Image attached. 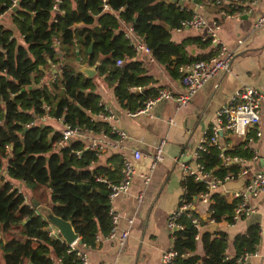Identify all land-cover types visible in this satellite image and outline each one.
I'll return each mask as SVG.
<instances>
[{
    "label": "trees",
    "instance_id": "trees-1",
    "mask_svg": "<svg viewBox=\"0 0 264 264\" xmlns=\"http://www.w3.org/2000/svg\"><path fill=\"white\" fill-rule=\"evenodd\" d=\"M191 1L200 3L203 0ZM209 1L215 2L223 15L241 9L223 4L226 0ZM54 2L17 0L10 15L12 29L0 23V170H5V180L0 183V232L4 239L0 264H26L28 261L30 264H56L55 260L57 264H78L74 253L66 252L63 242L47 235V224L34 214L29 199L24 202L23 194L15 189L8 190L9 180L20 181L29 198L69 221L81 244L92 246L96 236H105L110 230L106 195L99 192V189L107 190L95 181V177L101 175L118 181L121 156H109L112 170L109 166H92L97 153L85 149L81 141L71 140L58 147L59 130L46 124L27 127L26 124L47 106L52 118L80 132H100L114 137L107 122L91 119L96 113L107 112L92 82L95 76L112 88L115 100L126 113L135 112L154 96L155 89L151 86L154 80L146 74L142 62L135 59L119 21L131 26L152 59L172 78L180 77V66L212 55L192 56L186 50L187 45L204 49L211 44L209 38H186L178 43L170 40L169 31L180 28V23L192 15L186 6L161 0H106L111 10L107 12L101 10L100 0H60L55 12L52 10ZM9 7H12V0H0V14ZM164 24L169 26V31ZM89 45L91 49L87 53ZM75 51L80 60L90 65L98 62L94 77L87 79L63 64L74 59ZM116 60L121 63L117 65ZM60 61L63 63L59 67ZM51 66H56L58 72L48 83H42V77ZM228 141L223 137V142ZM75 151L79 154L75 155ZM219 152L228 157L237 155L249 159L252 156L247 140L223 150L208 147L198 151L197 161L217 177L237 170V165L222 162ZM180 184L182 198L192 205L198 194L205 191L204 185L191 177L184 178ZM209 198L212 203L207 211L211 212L212 222L229 221L233 205L225 202L217 192ZM191 217L197 218L198 225L204 224L194 211L190 216L182 213L175 219L181 228L173 231L171 244L177 253L174 264H235L236 257L258 241V227L251 225L243 233L234 235V254L227 257L226 234L222 231L198 233ZM198 241L201 256L194 253Z\"/></svg>",
    "mask_w": 264,
    "mask_h": 264
},
{
    "label": "crops",
    "instance_id": "crops-1",
    "mask_svg": "<svg viewBox=\"0 0 264 264\" xmlns=\"http://www.w3.org/2000/svg\"><path fill=\"white\" fill-rule=\"evenodd\" d=\"M223 4L228 3L223 2ZM175 5L188 7L192 14H196L204 21L205 26H211L216 22L218 24V29L215 31L216 41L231 52L233 57L228 69L223 74L207 79L192 95L187 106L177 107L172 101H160L152 105L147 112L135 115L126 114L115 100L112 88L95 76L96 74L94 76L97 78L93 76L100 103L114 115V119L108 121L109 125L124 130L128 139L120 149L103 147L92 166H109L112 170L113 165L108 161L110 155L119 154L121 158L129 157L134 149L139 150L142 157L133 162L136 174L132 177L128 191L115 197L111 203L114 212L118 215L117 230H127V237L119 245L115 240H106L104 236H100L98 241H94L93 245L85 250V264H159L161 252L171 245L166 219L182 194L179 163L190 160L203 132L213 123L216 111L235 90L253 87L264 91V23L259 26L254 25L255 20L264 11V0L240 5L238 14L229 17L221 14L215 2L209 0L200 3L185 0ZM10 15L11 13L4 15L0 23L12 29ZM120 28L122 30L121 25ZM204 31V28L190 27L171 30L170 40L173 43L193 37L204 40L208 38L204 36ZM212 49V42L204 49L196 45L186 46V50L192 56L211 54ZM134 54L135 59L142 62L146 74L153 78L151 86L155 90L166 88L174 93L181 91L179 78L170 77L164 68L152 59L149 52ZM61 62L63 61H60L59 67ZM80 62L84 61L80 60ZM57 72L58 68L51 66L41 82L48 83ZM133 90L139 91L136 88ZM44 124L52 126L55 130L61 127L60 122L54 118L46 120L42 125ZM258 127L260 137L248 144L258 158L250 163V171L259 170L264 174V110L260 112ZM248 134L254 137V128H248L247 136ZM224 138L229 140L231 146L244 140L235 136ZM99 140L102 142L103 139L99 138ZM160 140L165 141L162 145V160L150 168L154 147ZM140 174L148 176L146 183L143 182ZM242 183V179L228 181L225 189L233 190ZM22 190L26 199L30 200L32 197L29 198L24 188ZM216 192L221 194L219 190ZM249 204L253 206L254 211L232 223L226 220L219 223L209 222L208 207L197 199L193 202L192 211L204 222L203 225H199L198 233L206 231L204 226L216 224V232L222 231L226 234L227 257L234 254L232 247L234 235L243 233L251 225H256L258 241L252 247L257 255L252 256L247 264H264V190L258 196L250 198ZM128 220H131L130 225L127 224ZM194 253L202 255L199 241Z\"/></svg>",
    "mask_w": 264,
    "mask_h": 264
},
{
    "label": "built area",
    "instance_id": "built-area-1",
    "mask_svg": "<svg viewBox=\"0 0 264 264\" xmlns=\"http://www.w3.org/2000/svg\"><path fill=\"white\" fill-rule=\"evenodd\" d=\"M224 1V0H216ZM255 0H226L227 3L231 6H240L244 5L247 2H254ZM60 0H55L52 5V10L57 12L58 4ZM17 0H12V7H9L7 11L0 14V21L2 17L6 14H10L12 8L16 5ZM101 10L111 12L110 7L107 5L106 0H100ZM248 8L246 7V10ZM238 12L234 11L232 14H225L226 17L237 15ZM264 23V11L258 16L255 20L254 25L259 26ZM119 25L122 26V33L124 38H126L131 45L134 53H148V49L145 47L140 36L136 35L129 24L119 21ZM204 28L205 37H208L213 43L212 55L203 60H195L189 65L180 66L178 72L180 73L179 83L181 85V91L174 93L170 89L158 88L155 90L153 97L147 99L143 106L136 110L133 113H126L128 115H135L138 113H145L147 110L154 104L160 101H172L176 104L177 107L187 106L190 98L193 94L200 88V86L209 78L216 77L220 74H223L229 67V63L232 59L231 52H228L223 45L219 44L215 38V31L218 29V24L213 22L211 26H205L204 21L198 17L196 14H192L188 20H185L180 23V28ZM176 29V30H177ZM121 60H116V64L119 65ZM139 90V88H136ZM104 107V106H103ZM42 113L35 117L33 121L26 124L27 126L42 125L46 120L52 118L49 113V108L43 106ZM106 113H96L91 116V119L95 121H105L110 127V133L114 137H108L102 133H93L90 131L80 132L77 128L71 127L68 124H64L61 120L60 122V138L56 142V146L62 147L71 140H79L83 143L84 148L98 152L103 147L110 148H122L124 147L125 142L128 139V135L122 129H116L109 125L110 120L114 119V115L107 108ZM264 110V91L258 90L253 87H244L238 90H235L225 102L220 106L214 115L213 123L209 129H206L202 137L199 139L196 148L193 150L190 160L186 162H180V175L181 180L186 177H191L193 181L199 182L204 185L205 191L201 192L197 196V200L207 207L212 203L209 198L210 194L219 190L220 195L227 201L228 204L232 206V213L229 217L228 223L235 222L243 216H247L254 211L253 206L249 204L250 198L258 196L264 190V174L261 171L251 172L250 163L257 158V154L252 150V156L249 159L239 157L237 155H231L230 157L225 156L222 152H219L218 156L222 159V162L232 163L237 165V170L235 172H227L222 177H217L212 174L210 169H204L203 165L197 161L198 151H205L208 147H214L219 150L225 148H230V142H223V137L235 136L238 138H243L247 140V143L250 144L254 142L255 139L260 137L259 131V122H260V112ZM254 128V137H247V129ZM99 138H102L99 140ZM243 140V141H244ZM164 140H160L158 144L154 147L152 159L150 162V168L156 162L162 160V145ZM8 151V147H4ZM75 155L79 154V151L74 152ZM142 157V154L139 150L134 149L131 151L129 157H122L121 166L119 168L120 177L118 181L114 182L107 179L105 176L98 175L95 177V181L104 185L106 191V199L108 203V215L110 216L111 227L109 232L104 236L106 240H115L119 245L123 243L127 237V230H117V221L118 215L114 212L111 203L113 199L121 194H124L128 191L132 177L136 174L133 162L138 161ZM4 170V169H2ZM0 170V183L5 180V173L2 174ZM143 182L148 181V176L140 174L139 175ZM235 179H242L243 183L241 186L236 187L233 190L227 191L225 189V184L228 181H234ZM9 191L15 189L16 192L23 194L22 183L20 181L9 180ZM183 189L182 194L180 195L178 202L175 208L168 214L166 219V227L170 231L171 243L174 240L173 231L180 229L181 226L178 224L175 219L182 213H185L186 216H190L192 211V204L186 202L183 198ZM24 202L27 201L26 196L23 194ZM211 212L208 211V214ZM225 221V220H224ZM191 222L195 225L197 231L199 225L196 217H191ZM209 222L212 223L210 219ZM127 224H131V220L127 221ZM47 235L56 239L55 231L52 229H47ZM100 236H96L94 241H98ZM198 239V234L194 236ZM89 245L79 244L77 245L76 241H73L67 245L66 252H73L74 257L78 260V264H85L86 262V253L85 250ZM257 252L252 247L250 250H243L235 259V264H247L249 259L252 256H256ZM177 256L176 251L172 248V244L161 252L159 264H174V259ZM56 264L58 260H55Z\"/></svg>",
    "mask_w": 264,
    "mask_h": 264
},
{
    "label": "water",
    "instance_id": "water-1",
    "mask_svg": "<svg viewBox=\"0 0 264 264\" xmlns=\"http://www.w3.org/2000/svg\"><path fill=\"white\" fill-rule=\"evenodd\" d=\"M165 3H171V4H181V0H161ZM12 10H15V7L12 8ZM163 27L168 31L170 28L167 25H163ZM91 45L87 48V53L90 52ZM63 63V62H61ZM97 61L93 64H89L86 61L80 62L78 53L75 51V58L72 61L65 62L63 64L68 65L76 74L82 75L83 77L90 79L96 74V66ZM54 72V70H53ZM5 173V170H2V174ZM99 192L102 195H106V191L99 189ZM29 203L31 207L34 209V214L39 215L43 218V220L47 224V229H52L55 231L56 239L63 242L66 246L72 243L73 241H76L78 244H80L79 238L77 234L74 232L71 224L67 220H63L58 216H55L50 208L46 205L38 204V202L34 198H30ZM208 217V216H207ZM204 229L209 233H214L217 230L216 224H208L204 226ZM4 239L3 235L0 232V247L3 246ZM26 264H30L28 261Z\"/></svg>",
    "mask_w": 264,
    "mask_h": 264
},
{
    "label": "rangeland",
    "instance_id": "rangeland-1",
    "mask_svg": "<svg viewBox=\"0 0 264 264\" xmlns=\"http://www.w3.org/2000/svg\"><path fill=\"white\" fill-rule=\"evenodd\" d=\"M97 78V77H95ZM95 78H92V82L94 83L95 87H96V82H95ZM99 78V77H98Z\"/></svg>",
    "mask_w": 264,
    "mask_h": 264
}]
</instances>
